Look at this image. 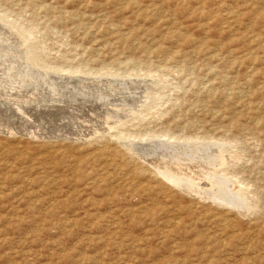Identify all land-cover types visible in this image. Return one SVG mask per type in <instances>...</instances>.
<instances>
[{"label": "rangeland", "instance_id": "rangeland-1", "mask_svg": "<svg viewBox=\"0 0 264 264\" xmlns=\"http://www.w3.org/2000/svg\"><path fill=\"white\" fill-rule=\"evenodd\" d=\"M0 67V264H264V0H0Z\"/></svg>", "mask_w": 264, "mask_h": 264}, {"label": "bare ground", "instance_id": "bare-ground-1", "mask_svg": "<svg viewBox=\"0 0 264 264\" xmlns=\"http://www.w3.org/2000/svg\"><path fill=\"white\" fill-rule=\"evenodd\" d=\"M12 37V36H11ZM25 39V38H24ZM6 40V39H5ZM25 42H26V39H25ZM30 60V59H29ZM30 62V61H29ZM31 64V63H30ZM1 68V67H0ZM42 68V67H41ZM68 72V71H67ZM71 72V71H70ZM69 73V72H68ZM75 73V72H74ZM0 86H1V84H0ZM1 88V87H0ZM24 93V92H23ZM38 95V94H37ZM30 96V95H29ZM3 97V96H2ZM13 97V96H12ZM34 98V97H33ZM36 98V97H35ZM15 99V98H14ZM17 99V98H16ZM22 99V98H21ZM26 99H27V96H26ZM25 99V103H29V101L28 100H26ZM46 99V98H45ZM6 100V99H5ZM12 100V99H11ZM33 100V99H32ZM9 101V100H8ZM12 101H15V100H12ZM12 101H11V103H12ZM17 101V100H16ZM19 102L21 103V101L19 100ZM23 103V102H22ZM31 104H32V102H30ZM18 105V104H17ZM30 105V104H29ZM16 106V105H15ZM25 107V106H24ZM43 109V108H42ZM29 112H31V111H29ZM20 113V112H19ZM26 116V115H25ZM105 116H107L108 118H110V117H112L111 115L110 116H108V114H105ZM23 117V116H22ZM18 118V117H17ZM107 118V119H108ZM106 120V119H105ZM87 123V122H86ZM102 123V122H101ZM105 126H107V125H105ZM4 127H7L6 125L4 126ZM104 127V126H103ZM34 128V127H33ZM32 128V129H33ZM107 128V127H106ZM4 129V128H3ZM13 129V128H12ZM35 132V131H34ZM88 132V131H87ZM160 141V140H159ZM219 147V146H218ZM217 147V148H218ZM211 151H212V149H211ZM220 151H221V148H220ZM195 152V151H194ZM215 152H217V150L215 151ZM217 153H219V151L217 152ZM213 155H214V152L212 153ZM220 154V153H219ZM192 155V154H191ZM197 155H198V153H197ZM218 155V154H217ZM179 156V155H178ZM196 156V155H195ZM221 156H222V154H221ZM167 157V156H166ZM173 157H175V156H173ZM213 157V156H212ZM183 158V157H182ZM194 158V157H193ZM157 159V158H156ZM215 159V158H214ZM220 159H221V157H220ZM183 161V160H182ZM188 161V160H187ZM216 161H219V160H216ZM176 163H178V162H176ZM186 163V162H185ZM226 163V161H225V159L222 157V159H221V163H219V164H225ZM209 164V163H208ZM171 165V164H170ZM179 165V164H178ZM196 165V164H195ZM199 165V164H198ZM203 166V165H202ZM198 167H200V166H198ZM191 168V167H190ZM213 168V167H212ZM201 169V168H200ZM205 170V169H204ZM204 170H202V171H204ZM177 171V170H176ZM191 171V170H190ZM195 171V170H194ZM173 173V172H172ZM177 173V172H176ZM175 173V174H176ZM200 173V172H199ZM161 174V173H160ZM171 174V173H170ZM179 175V174H178ZM210 178V177H209ZM212 179V178H211ZM189 180V179H188ZM187 180V181H188ZM190 180H192L191 178H190ZM198 180V179H197ZM174 182V181H173ZM186 183V182H185ZM216 184V183H215ZM193 185V184H192ZM213 185V184H212ZM185 187H187V185H184ZM196 187V186H195ZM197 188V187H196ZM220 188V187H219ZM212 189V188H211ZM194 190V192L195 193H197L198 195H201V196H204V195H206V193L204 192V195L202 194V191H200V190H195V189H193ZM221 195V194H220ZM219 195V196H220ZM207 196V198H209L210 197V195H206ZM218 197V196H217ZM216 197V199L215 198H213V201L214 200H219L220 199V197H219V199ZM211 198V197H210ZM224 199V198H223ZM220 201V200H219ZM224 201V200H223ZM227 202V201H226ZM223 203V202H222ZM222 205V204H221ZM224 206V205H223Z\"/></svg>", "mask_w": 264, "mask_h": 264}]
</instances>
